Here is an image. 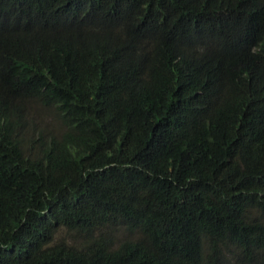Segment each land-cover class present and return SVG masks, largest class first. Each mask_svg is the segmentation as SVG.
Returning a JSON list of instances; mask_svg holds the SVG:
<instances>
[{
    "label": "trees",
    "instance_id": "trees-1",
    "mask_svg": "<svg viewBox=\"0 0 264 264\" xmlns=\"http://www.w3.org/2000/svg\"><path fill=\"white\" fill-rule=\"evenodd\" d=\"M0 264H264V0H0Z\"/></svg>",
    "mask_w": 264,
    "mask_h": 264
}]
</instances>
